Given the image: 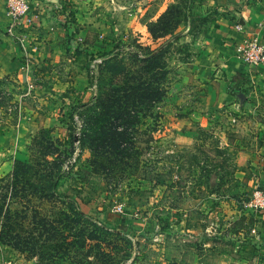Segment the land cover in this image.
I'll use <instances>...</instances> for the list:
<instances>
[{
  "label": "rangeland",
  "instance_id": "rangeland-1",
  "mask_svg": "<svg viewBox=\"0 0 264 264\" xmlns=\"http://www.w3.org/2000/svg\"><path fill=\"white\" fill-rule=\"evenodd\" d=\"M218 1L80 0L81 22L69 11L60 23L77 48L33 71L31 87L18 74L0 76V179L22 155V162L31 161L29 145L44 125L53 130L63 144L59 191L97 226L73 225L66 234L78 239L96 229L100 247L92 264H264V223L248 206L264 155L259 135L226 116L230 88L223 75L199 78L191 64L217 19ZM159 20L172 29L153 39L150 29L164 24ZM89 44L97 48L84 47ZM163 48L167 96L154 117L128 130L133 145L124 146L131 156L94 157L80 142L100 110L88 71L97 76L105 59L129 62ZM36 261L0 244V264Z\"/></svg>",
  "mask_w": 264,
  "mask_h": 264
},
{
  "label": "trees",
  "instance_id": "trees-1",
  "mask_svg": "<svg viewBox=\"0 0 264 264\" xmlns=\"http://www.w3.org/2000/svg\"><path fill=\"white\" fill-rule=\"evenodd\" d=\"M162 17L170 23L171 19ZM168 23L150 29L152 38H163L172 29ZM88 72L89 81L95 82L99 91L96 103L100 110L93 127L82 133L81 144L96 158L103 151L117 154L120 160L131 156V149L124 146L127 141L133 145L128 130L142 119L154 117L157 104L167 96L170 69L166 49L134 54L129 62L105 59L97 76ZM3 83L0 80V94ZM103 123L110 127H103L108 126ZM121 126L123 130H119ZM52 133L45 128L37 132L29 145L31 161H15L10 174L0 179V244L27 254L37 264H92V251L100 247L96 229L89 237L78 239L66 234L73 225L97 226L83 218L70 196L59 191L64 177L63 144ZM37 155L40 161H36Z\"/></svg>",
  "mask_w": 264,
  "mask_h": 264
},
{
  "label": "crops",
  "instance_id": "crops-1",
  "mask_svg": "<svg viewBox=\"0 0 264 264\" xmlns=\"http://www.w3.org/2000/svg\"><path fill=\"white\" fill-rule=\"evenodd\" d=\"M31 2L32 11L28 21L14 32L25 39L22 43L17 36L8 33L11 18L7 12L6 0H0V76L18 74L22 82L30 87L31 83L34 84L31 75L33 71L52 64L58 55L66 54L77 46L67 41V33L61 27L60 23L65 21V14L69 11L75 12L79 22L83 18L77 11L81 9L80 0ZM70 2L78 6L67 9L66 6ZM218 2L217 19L202 36L197 56L191 64H195L193 70H197L199 78L211 73L223 75L224 82L230 88V91H225L224 94L230 102L226 116L239 123L241 128L259 135V151L264 154V63L256 69H251L238 59L237 50L241 42L253 37H257L264 46V0ZM237 22L244 25V31L234 28ZM83 31H79L80 35ZM84 47L97 48L90 44ZM234 87L235 90H232ZM44 128L47 126L44 125ZM17 155L21 156V153L17 152ZM22 156L25 158L19 160H27L26 155ZM258 157L259 183L255 184L254 189L264 190V155L259 154ZM258 214L264 223V213Z\"/></svg>",
  "mask_w": 264,
  "mask_h": 264
},
{
  "label": "built area",
  "instance_id": "built-area-1",
  "mask_svg": "<svg viewBox=\"0 0 264 264\" xmlns=\"http://www.w3.org/2000/svg\"><path fill=\"white\" fill-rule=\"evenodd\" d=\"M7 12L11 18L8 33L17 36L24 43L22 36L16 35L18 27L28 21L31 11V0H6ZM244 25L237 22L235 27L237 31H244ZM238 59L248 65L251 69H256L264 63V46L258 41L257 37L245 39L238 47ZM248 206L255 213H264V190L256 188L250 194Z\"/></svg>",
  "mask_w": 264,
  "mask_h": 264
}]
</instances>
